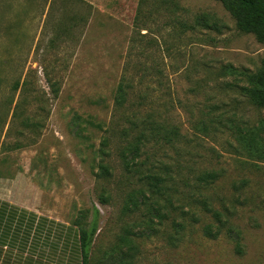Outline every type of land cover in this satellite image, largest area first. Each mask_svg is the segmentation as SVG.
Returning a JSON list of instances; mask_svg holds the SVG:
<instances>
[{
  "label": "rangeland",
  "instance_id": "rangeland-1",
  "mask_svg": "<svg viewBox=\"0 0 264 264\" xmlns=\"http://www.w3.org/2000/svg\"><path fill=\"white\" fill-rule=\"evenodd\" d=\"M138 1L0 0L5 189L84 227L97 209L88 264H113L109 256L126 227L137 234L132 264H264V162L238 153L234 134L264 120V108L238 89L246 74L264 70V42L240 32L217 1L144 0L136 16ZM200 14L217 18L219 31L191 29ZM122 78L133 93L118 112ZM136 94L143 101L131 106ZM146 114L175 126L178 140L145 147L126 170L122 155L130 158L125 148L133 135L122 131L128 119ZM103 138L105 156L98 152ZM100 160L106 178L96 177ZM165 170L171 206L161 223L152 216L148 229L146 205L129 215L122 206L131 192L147 189L146 173ZM203 172L217 180L197 182ZM241 180L246 185L234 191ZM203 200L222 220L232 210L229 225L239 237L226 226L214 238L204 235L205 226L215 232L219 223Z\"/></svg>",
  "mask_w": 264,
  "mask_h": 264
},
{
  "label": "trees",
  "instance_id": "trees-1",
  "mask_svg": "<svg viewBox=\"0 0 264 264\" xmlns=\"http://www.w3.org/2000/svg\"><path fill=\"white\" fill-rule=\"evenodd\" d=\"M144 0H139L137 5V15L140 14L139 8ZM219 2L230 17L234 20L236 28L245 34H252L259 42H264V0H213ZM174 10L177 9V5L173 4ZM184 26V25H183ZM203 26L207 29H213L219 31L220 24L217 18L209 14H200L196 16L189 26L191 29ZM66 30L62 27V31ZM64 33V32H62ZM246 84L239 86L241 96H243L252 106L256 108H264V70L256 71L255 73H248L245 75ZM51 92L55 95L58 92L56 84H50ZM133 93V87L127 80L123 78L117 84L114 95V107L119 112L126 107V103L129 97ZM136 94L137 99L131 102L130 105H140L143 101V97ZM78 122H75L76 131H82L80 117L76 116ZM129 127L122 131L123 136L132 134V139L127 142L125 151L130 155L127 159L123 152L124 168L126 170L131 169L134 165L135 157H138L147 146L158 147L160 145H171L175 140H178V129L170 124H167L164 120H156L151 114H146L142 117L133 116L132 119H128ZM94 125L92 121H84ZM101 127V126H99ZM235 139L238 143V153L244 154L249 160H255L258 162H264V120H260L257 125L245 128L244 131H240L237 128L234 130ZM108 146V138H103L100 142V148L98 152L101 156L107 154L106 147ZM102 159V158H101ZM164 167V166H163ZM98 172L96 177L106 178L110 176L108 167L102 163V160L97 165ZM165 169V168H164ZM164 174L158 172H148L143 176L146 181L147 189H137L131 192L125 199L122 206V212L125 215L135 213L140 210V206L146 205V211L148 217L146 223L148 229H151L150 224L153 223L152 216L157 218L158 223H161L162 219L166 217V212H163L167 206H171V201L168 197V181L170 180L169 173L165 170ZM217 173L215 172H203L196 179L197 182L204 185L213 183L217 180ZM246 185L245 180H241L238 184H233L232 189L239 191ZM162 198V202L159 200ZM236 199V198H235ZM234 199V200H235ZM101 204L106 203L104 199L99 198ZM203 205L207 204L203 200ZM211 212L213 218L217 220L219 225L217 231H213L212 228L207 225L203 229V233L207 237H216L221 227H227V231L233 233L235 237H239V232L231 225H229V218L232 215V210L226 208L225 219L222 220V214L219 211L212 210L209 207L206 208ZM193 215V214H191ZM99 212L97 209H93L91 219L86 227L82 226L80 221L76 226L79 228V237L82 251V264H88L89 250L97 231ZM181 229V224L177 225ZM137 237L136 231L133 232L132 228H124L123 232L118 236V247L114 250V254H110V257L114 256L113 264H132L133 252L135 246L133 244L134 238ZM236 250L240 253V247L237 244Z\"/></svg>",
  "mask_w": 264,
  "mask_h": 264
},
{
  "label": "crops",
  "instance_id": "crops-1",
  "mask_svg": "<svg viewBox=\"0 0 264 264\" xmlns=\"http://www.w3.org/2000/svg\"><path fill=\"white\" fill-rule=\"evenodd\" d=\"M0 175V264H82L79 228L5 189Z\"/></svg>",
  "mask_w": 264,
  "mask_h": 264
}]
</instances>
